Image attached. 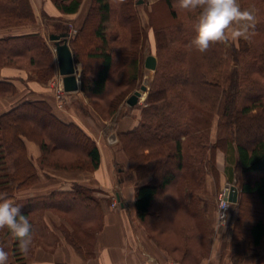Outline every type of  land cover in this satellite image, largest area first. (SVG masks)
I'll list each match as a JSON object with an SVG mask.
<instances>
[{
	"label": "trees",
	"instance_id": "trees-1",
	"mask_svg": "<svg viewBox=\"0 0 264 264\" xmlns=\"http://www.w3.org/2000/svg\"><path fill=\"white\" fill-rule=\"evenodd\" d=\"M138 1L43 0L41 17L49 34L61 33L69 30L68 18L83 10L70 37L83 67L80 91L94 102L88 111L92 119L114 124L115 159L130 173L126 179L136 183L133 210L146 236L180 264H200L209 255L218 189H210L209 179L218 187L220 152L229 182L235 178L239 189L233 228L225 230L231 257L257 261L264 249V0H239L242 9L255 10L249 39L217 43L203 54L187 47L196 13L175 9L174 0H160L147 9L146 22ZM161 4L163 15L157 10ZM36 23L30 0H0V70L25 74L0 79L4 99L20 96L16 80L28 87L57 78L49 34L20 32ZM147 54L156 56L157 66L147 98L131 106L127 100L142 86ZM125 105L140 115L128 130L118 119ZM254 129L261 134L257 141L248 138ZM101 165L93 137L77 122L61 118L47 98H19L0 113V194L22 206L32 239L47 228L48 216L72 247L81 251L89 245L104 223L103 199L91 184L31 191L42 187L50 171L79 175ZM54 216L60 220L55 225ZM0 246L9 252L10 264H27L31 246L27 255L20 253L7 231H0Z\"/></svg>",
	"mask_w": 264,
	"mask_h": 264
},
{
	"label": "crops",
	"instance_id": "crops-1",
	"mask_svg": "<svg viewBox=\"0 0 264 264\" xmlns=\"http://www.w3.org/2000/svg\"><path fill=\"white\" fill-rule=\"evenodd\" d=\"M35 17L36 25H28L20 28V32H31L42 29V8L43 0H30ZM160 0H142L141 3L151 5ZM49 11H53L50 8ZM83 12L80 11V13ZM80 13L68 18L74 24V22L80 17ZM66 19L67 16L61 14ZM69 23V25H73ZM13 32V31H12ZM54 47V45H53ZM24 73H20L18 70L4 69L0 70V79L5 78H21ZM24 77V76H23ZM59 80V77L56 78ZM55 81V80H54ZM18 88L20 90V96L9 99L0 97V113L6 111L11 107L19 98L28 99L36 97L47 98L53 105H55L56 113L66 120H72L82 126L97 142L102 154V165L96 172H89L85 174H71L67 172H54L52 176H58L65 179L64 185L60 186L59 183L55 185L54 180L44 179L42 187L33 189L32 195L40 193H48L52 189L69 190L73 187V183L84 182L91 184L103 199L104 210V223L102 230L96 234L94 239H91L89 245L81 246V251L68 244L60 230L55 228L49 223V217L44 219L46 229H38L37 233L32 239L30 254L28 256L27 264H144L145 256H151L155 260V264H180L178 261H174L167 256L164 251L156 246V244L146 236L145 231L142 229V225L134 214V203L136 194V183L130 179H126L130 174L125 172L126 176L120 178L116 167L111 166L113 159L115 158L114 148L106 146L97 135L94 136L92 130L90 131L86 126V119L76 108L70 106H58V99L54 97L53 82L48 85H42L38 83L30 82L28 87L22 85L16 80ZM144 98V96L142 97ZM141 100V99H140ZM140 102V101H139ZM138 102V103H139ZM135 114L134 118H128L121 120L124 130L131 129L139 123L140 115L139 111H132ZM121 128V127H120ZM99 133V132H98ZM217 169H218V187L216 186V180L210 177V189L225 188L230 180L226 175V163L222 153H217ZM236 179H232V183ZM101 189L102 191H99ZM104 191V192H103ZM118 197V207L111 206V200L113 196ZM234 214L230 216L228 226L221 227L215 231L213 241L210 248V253L207 257L203 258L200 264H264V249L261 252V256L257 261H235L231 257L230 239L225 235V230L233 228ZM58 230V231H57ZM44 231V232H43ZM54 231L56 234V240L51 243L50 235ZM53 233V236L55 235Z\"/></svg>",
	"mask_w": 264,
	"mask_h": 264
},
{
	"label": "clouds",
	"instance_id": "clouds-1",
	"mask_svg": "<svg viewBox=\"0 0 264 264\" xmlns=\"http://www.w3.org/2000/svg\"><path fill=\"white\" fill-rule=\"evenodd\" d=\"M173 7L185 13H196L195 35L188 43L189 50L205 53L210 46L228 45L240 39H249L255 28L254 9H242L239 0H174ZM222 207L218 215L223 219ZM0 231L10 233L20 253L27 255L32 244V224L22 213V206L13 203L6 194H0ZM0 264H10V254L0 246ZM144 264H155L146 255Z\"/></svg>",
	"mask_w": 264,
	"mask_h": 264
},
{
	"label": "rangeland",
	"instance_id": "rangeland-1",
	"mask_svg": "<svg viewBox=\"0 0 264 264\" xmlns=\"http://www.w3.org/2000/svg\"><path fill=\"white\" fill-rule=\"evenodd\" d=\"M138 6H140V13H141V15H142V18L147 22V20H148V17H147V9L150 7V5H148V4H146V3H143V4H138ZM158 10V13L159 14H162L163 15V13L164 12H166L165 11V5L164 4H161L160 6H159V8L157 9ZM167 16V15H166ZM169 16V15H168ZM43 23V22H42ZM73 26V29H72V32H74V31H76V28H75V26L74 25H72ZM42 32L44 33V35L48 38V34H49V29H48V27H47V25H45V23H43V25H42ZM51 47H52V49H53V51H54V53H55V50H54V47H53V44L51 45ZM89 48H91L92 49V46H89ZM92 51V53H93V50H91ZM150 55H153V54H147L146 55V57H144V66H145V61H146V58L148 57V56H150ZM154 56V55H153ZM156 57V56H155ZM157 59V58H156ZM78 64L76 65V69H77V74H78V77H79V80H80V74H81V72H82V64H81V62L78 60ZM89 66H90V68H92L93 67V64H92V62H90L89 61ZM146 68V67H145ZM153 72L154 71H152V70H147L146 69V72H145V75H144V78H143V80H142V85H144L145 83H146V85H147V89H149V83H150V81H151V79H152V76H153ZM58 73V72H57ZM59 77V80H56L55 79V81H52L53 83V92H54V97L56 96L57 97V94H56V90H57V87H58V85L60 84V82H61V76L58 74L57 75V78ZM140 90V89H139ZM147 94H148V90L146 91V93H144V98H142L141 100H140V102L137 104V105H140V104H142L144 101H145V99L147 98ZM61 101H63V104L65 105V106H70L71 108H76L80 113H81V115H84V117H89L88 119H86V126H87V128L91 131L92 130V132H93V134H94V136L96 135H98L99 137H100V140L106 145V146H109V147H112V148H115V144L116 143H114V144H110V142H109V140H108V138H109V136L111 135V134H116V132H115V130H114V124H112L111 123V121L109 120V121H105V122H99V121H96V120H94V119H92L90 116H89V114H88V111L90 110V111H92L91 110V107H92V104L94 103L93 101H91V99H90V97H88L87 95H85V94H83L81 91H77V92H72V93H66L65 94V96L63 97V100H61ZM129 107L128 106H124L123 108H121V110L119 111V113H118V119L121 121V120H124V118L127 116L128 118L130 117V118H134L135 117V114L130 110V109H128ZM98 122V123H97ZM122 122V121H121ZM100 123V125L101 124H105L106 125V128L107 129H105V131H103V129L104 128H100V126L98 125ZM121 124L122 123H120V125H119V127H121V129H123V125L121 126ZM99 132V133H98ZM248 138L250 139V140H252V141H257L260 137H261V134H260V132H259V130H257V129H254V130H252V132H250L249 134H248ZM116 158V157H115ZM113 159V162H112V164H111V166H114V167H116V171H118V175H119V177L120 178H123V177H125L126 176V174H125V168H124V166L122 165V163H121V161L120 162H118L117 161V159ZM48 179H50V180H54V183H55V185L57 184V183H59L60 184V186H62V185H64V181H65V179L64 178H62V177H58V176H51V175H48ZM230 184V183H229ZM229 184L227 185L226 184V186H225V188L227 187V186H229ZM236 185H237V180H236ZM224 187L222 188V189H219L217 192H216V196H215V199H214V201H215V209H216V212H217V199H218V196H219V194L225 189ZM99 191H102L101 189H98ZM104 192V191H103ZM98 195V194H97ZM99 197H101L100 195H99ZM102 198V197H101ZM251 200V199H250ZM114 200H113V198H112V200H111V206H112V202H113ZM250 203H252L251 201H250ZM113 207H118V205H116V206H113ZM252 208L253 209H256V207H254L253 205H252ZM232 207L230 206V214H232ZM248 215H253V212L252 213H249V214H246V216H248ZM245 219H246V217H245ZM60 220L56 217V216H54L53 217V223L52 224H58V222H59ZM143 229V228H142ZM58 231V230H57ZM44 232V231H43ZM48 233H51L50 231H48ZM53 233L55 234V232L53 231L52 233H51V235H50V240H51V243H54V239L56 240V234L53 236ZM56 236V237H55Z\"/></svg>",
	"mask_w": 264,
	"mask_h": 264
},
{
	"label": "water",
	"instance_id": "water-1",
	"mask_svg": "<svg viewBox=\"0 0 264 264\" xmlns=\"http://www.w3.org/2000/svg\"><path fill=\"white\" fill-rule=\"evenodd\" d=\"M142 0H139L141 3ZM50 41L54 43L56 57H57V67L58 73L62 76V82L64 90L68 93L76 92L80 90V80L77 74L76 65L79 63L78 59L75 58L72 49L69 45V34L67 32L63 33H51L49 35ZM157 66V59L155 56L150 55L146 58L145 67L147 70L155 71ZM147 85L146 83L141 86L140 90L134 92L128 100L127 103L131 106H135L142 95L146 93ZM110 144L117 143L118 138L116 134H111L108 138ZM228 200L236 204L239 198V191L235 186H232L226 191Z\"/></svg>",
	"mask_w": 264,
	"mask_h": 264
},
{
	"label": "built area",
	"instance_id": "built-area-1",
	"mask_svg": "<svg viewBox=\"0 0 264 264\" xmlns=\"http://www.w3.org/2000/svg\"><path fill=\"white\" fill-rule=\"evenodd\" d=\"M56 94H57V99H58V106L60 108H63V97L65 96L66 92L64 91L63 85L62 83H60L57 87L56 90ZM117 204L116 199L114 198V202H113V206H115ZM222 209V213H223V219L219 217L218 212L219 209L222 207H225ZM230 206L231 203L229 202L227 195H226V189L223 190L217 199V228L219 227H223V226H227L229 223V215H230Z\"/></svg>",
	"mask_w": 264,
	"mask_h": 264
}]
</instances>
